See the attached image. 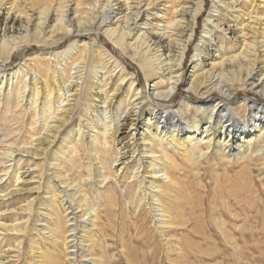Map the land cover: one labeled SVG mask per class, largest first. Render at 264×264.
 I'll list each match as a JSON object with an SVG mask.
<instances>
[{"label":"bare ground","instance_id":"1","mask_svg":"<svg viewBox=\"0 0 264 264\" xmlns=\"http://www.w3.org/2000/svg\"><path fill=\"white\" fill-rule=\"evenodd\" d=\"M194 1L0 0L6 27L20 28L0 37V206L25 196L26 205L12 212L28 218L9 224L0 216V238L31 235L35 219V264H50L36 237L59 250L52 264H112L98 228L104 212L120 216L121 199L122 217L163 238L186 228L185 170L203 189L208 172L215 190L222 178L236 188L256 178L264 186V0L258 8L255 0H228L245 39L224 36L214 54L210 41L186 78L204 0L197 8ZM109 6H120L116 18L124 15L126 26L108 24ZM144 8L156 24L153 40L135 33ZM131 9L136 13L127 14ZM34 46L53 52L28 56ZM131 51L140 71L123 60ZM21 245L3 251L0 264Z\"/></svg>","mask_w":264,"mask_h":264},{"label":"rangeland","instance_id":"2","mask_svg":"<svg viewBox=\"0 0 264 264\" xmlns=\"http://www.w3.org/2000/svg\"><path fill=\"white\" fill-rule=\"evenodd\" d=\"M108 1L109 0H104L103 2L102 0L103 3H108ZM136 2L137 1H134L132 8L137 7ZM241 2L242 0L239 3ZM114 4L116 5V3ZM231 4L232 2L228 0H204L203 3L200 4L199 8H201V12L198 17L199 20L194 24L196 32L192 38L193 42L188 49L189 53L185 60L184 71L186 78H188L192 71L193 61L197 60V58L194 57L198 55L201 50H205L210 44V41L213 42L212 45L214 46L207 50L209 53L214 54L216 52L215 44L218 45L219 39L221 40L224 36H226V41L235 42L236 44L241 43L245 39L241 34H238L239 28L236 27V24L242 20H240L239 13H235L232 9H229ZM259 4L260 1L255 0L254 7L258 8ZM144 5L145 3L142 6ZM194 5L196 6L195 8H197L199 1L195 0ZM142 6L139 8H142ZM247 6L251 8L250 1H247ZM119 7L120 6H114V12L111 11L110 6L106 10H109L108 12L111 16V19L108 20L109 25H114L119 22V26L120 24L126 26L124 15H120L116 18ZM3 12L4 11H2L0 16V37L4 35L5 30L9 31V28H12V35L15 31L19 32L20 28L17 23L14 25L8 22L6 27V17L3 15ZM135 13L136 10L133 11V9L127 11L129 15ZM154 13H156V11H154ZM106 14L107 12H105V15ZM147 16V8H144L142 10V17L138 20V24L141 26V32L136 30L135 33H147L148 38L153 40L150 32L154 29L153 27H155L156 24L155 21L151 22L152 17L149 18ZM190 18L192 19V16ZM148 19L149 24L152 23L154 26L142 25L144 21H148ZM220 23L223 24V26L218 28ZM131 24H133V22ZM226 24L228 26L231 24L232 31L229 30L230 27L226 26ZM258 29H260V27H258ZM251 31L252 30H247L246 34H249ZM206 32L211 33L206 35ZM252 37L253 34H251L250 37L248 36L247 39L250 40ZM102 42H106L107 45L104 44L102 46H106L109 49L111 41H109L105 35H102ZM64 47L67 48L68 44L61 46L58 52L65 50ZM154 48L155 47H153V49ZM43 49L44 48L34 46V48L28 50L27 55H49V53L53 52ZM180 49H183V46L180 47ZM234 49L232 51L233 53L230 52L231 54L229 53V55L236 54L237 50ZM179 52L180 50H178V53ZM122 57L124 62L129 66L131 72L140 71V60L138 57L134 56L133 51L128 53L126 57ZM20 59L21 58L17 54L13 65H18L21 62ZM207 64H211V62L208 61ZM101 76L102 74H99V78ZM141 80L145 83L142 74ZM180 99L181 97H179L177 101H180ZM89 164L90 162L86 160V167ZM206 174L207 175L203 177V185L205 187V189H203L199 186L198 182L194 180V177L188 176L187 170L184 171L183 176L187 178L184 179L183 191L184 194L190 198L188 201L189 205L185 206L183 212L187 220V227L181 228L175 233L168 234L165 238L157 234L158 232L150 225L141 227L138 219L122 217V199L120 200L121 207L117 209L120 216H107L106 212H104L101 215V225L98 229H102V232L107 236L106 239L110 244L108 249L109 256L113 257L112 264H264L263 183H260L259 179L256 178L255 185L242 189L225 183V178H222L224 182H221L220 186H218V188H220L215 190V182L213 183L214 180L211 179V174L209 172ZM220 174L224 175L223 172ZM231 175L233 174L231 173ZM7 180L8 178H6L3 183ZM107 200H109V198L105 199V201ZM26 203L27 199H25V196H22V199L20 198L17 202L12 204L6 203V205L0 206V212H2L0 216H4L3 222L13 224L16 223L17 220H19V222L28 220L25 213L20 214L12 212V210L18 207L25 206ZM8 209H10L9 213L6 215L3 214ZM131 211H133L132 206ZM32 221L33 222L30 223L31 232L33 231L31 235H23L20 238H16L14 235L12 237L6 236L7 238L2 240L0 238V255L3 251L7 250L9 246H12L15 250L20 246V243H22L20 251H13L14 253L9 255V257H11L10 261L6 264H35L31 260L30 252L32 240H34L33 235L36 236L38 231L34 232L36 225L35 219H32ZM0 235L3 234L0 232ZM35 240H37L39 247L42 249L40 253L48 257L47 263L52 264V254H58L59 250L55 252L53 246L49 243L47 244L41 237H36ZM46 245L47 247H45ZM168 251L171 253L168 254Z\"/></svg>","mask_w":264,"mask_h":264}]
</instances>
